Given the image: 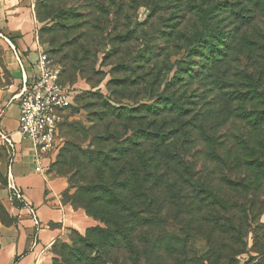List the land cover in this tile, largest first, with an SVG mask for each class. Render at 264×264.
Wrapping results in <instances>:
<instances>
[{
	"label": "trees",
	"instance_id": "16d2710c",
	"mask_svg": "<svg viewBox=\"0 0 264 264\" xmlns=\"http://www.w3.org/2000/svg\"><path fill=\"white\" fill-rule=\"evenodd\" d=\"M58 6L60 2L42 0L35 10L39 22H53L39 40L54 51L52 59L59 60L63 72L72 80L95 79V87L105 76L95 70L99 55L102 67L110 60L118 63L109 71L111 98L93 93L94 103L86 105L97 107L87 130L92 132L73 127L67 134L72 142L64 150L79 163L65 173L76 188L72 204L102 227L77 236L53 264L236 261L253 217L264 212V78L250 77L244 83L250 93L228 90L240 86V51L248 42L240 24L253 20L256 10L264 13V0L168 5L192 16L197 26L184 34L175 20L179 16L162 20L165 29L156 37L161 47L141 36L142 25L130 21L122 0H75L72 13L84 26L79 37L63 23ZM147 8V25L154 26L163 9L153 3ZM109 22L113 28L106 34L103 28ZM80 23L77 29L82 31ZM134 42L138 49L126 54ZM172 47L177 53L170 63ZM122 99L131 104H122ZM230 118L245 120L250 139L237 137V147L226 150L227 138L215 137L213 131ZM244 150L250 159L240 158ZM0 153L4 158L1 148ZM213 176L219 179L217 185ZM168 228L178 237L170 236ZM190 238L204 243V258L189 252Z\"/></svg>",
	"mask_w": 264,
	"mask_h": 264
},
{
	"label": "rangeland",
	"instance_id": "374dc122",
	"mask_svg": "<svg viewBox=\"0 0 264 264\" xmlns=\"http://www.w3.org/2000/svg\"><path fill=\"white\" fill-rule=\"evenodd\" d=\"M15 2H19L23 4L22 6L30 9V13L33 17V19L36 20V26L38 28V37H40L43 34V30L46 27H49L52 25L53 22L43 21L39 22L36 17V10L35 6L38 2L42 0H14ZM55 3L60 2V10H63L64 12V18L63 20L65 24H68L72 27V35H75V37H79L81 33L84 31V26H82L81 19L77 18L74 13H72L73 10L71 9L72 3H74L75 0H54ZM125 5V11L127 17L130 19V21L133 23L141 24L142 26V32L141 36L144 35L145 39H148L150 37L151 39V45H156L158 47H161V45H164L162 40L157 39L158 31L164 30L165 27L163 25L162 20L166 21L168 18L172 17L173 15L179 16L176 18V21H180V32L182 33H188L190 29L193 28V26L196 24V22L192 21L193 17L189 16L188 14L184 15L183 12H178L175 8H171L168 5H184L187 0H180V3L175 4L174 2L176 0H122ZM233 1V0H231ZM238 1L240 3V0H234ZM111 1L107 2L108 10L113 9V6L110 4ZM205 2V0H197V4ZM158 4L162 7V11L158 14L160 16L159 19L155 20L154 26L150 23L147 25V22H149V17H147L150 13V8H147L148 4ZM76 11V10H75ZM72 13V14H71ZM78 13V12H77ZM71 15V16H70ZM112 15V14H110ZM73 17V20L72 18ZM62 19V18H61ZM111 19V18H110ZM81 22V23H80ZM113 22V21H112ZM112 22H109L108 27L107 25L104 26V30H106V34L109 31H112L113 24ZM125 22V21H124ZM80 23V27L82 31L77 29V26ZM168 23V22H166ZM241 25V34L244 36L243 39L247 40L248 42L244 43L243 48H241L240 51V61L238 64V67L240 68V86L237 87L236 84L233 85V87L230 90L233 89H239L240 92H247L250 93L249 90H247L244 83L248 82V79L254 78L256 79L259 76V79L264 78V13L257 11L255 12V17H253V20L250 22L240 24ZM197 26V24H196ZM139 31V30H138ZM44 35V34H43ZM139 36V35H138ZM140 36V37H141ZM44 38V36L42 37ZM46 38V37H45ZM138 42H134L131 44L130 47L127 48L126 54L129 52H133L138 49ZM139 44V43H138ZM45 48L48 51V57L51 60V64L58 69L59 75L61 76V81L63 85H70L75 86L78 93L73 100V104L65 110L64 113L61 114V121L59 123L58 128V139H57V145L56 149L48 154V165H47V174L50 179L58 180L61 179L65 183V188L60 192L59 200L60 203L64 206L71 207L74 211H77L79 213H82L83 216H85L89 223L90 227L79 230L76 227L73 226H60L58 227V236L54 240V242H51L49 245L44 247L43 251L39 254V256L43 255V259L41 261V264H53V261H60L61 258L59 254L64 253V247L69 248L74 245L75 240H77V236H84L86 234V231L91 228L95 227H102V225L95 221L93 218L89 217L84 210L80 208H76L72 204V198L75 194L76 188L72 185V182L74 183V180L71 179L70 174H65L68 169H75L79 163L73 162L72 158L65 154V148L67 147V144L69 142H72V138L68 136V132L73 130V127L79 129L83 128L84 131L87 133H91L92 131H87L90 127H92L93 122L91 121L93 117L95 116L93 113L97 111V107L92 104L90 107L86 106L87 103H94L91 97V94L93 93H100L102 94L106 99L111 98L110 92L107 91V83L111 79L110 77V70L115 66L117 60H110L107 61L106 66H101V59L102 54L98 57V62L95 65V70H100L102 73L105 74L102 81L95 87H92V83H94L96 80L93 79L91 82L87 79H82L79 77H74V80H72L70 73L63 72V69L60 64H58V59H52L53 52L48 49V46L46 44H43ZM108 50V48H106ZM240 50V49H239ZM5 53V47L2 44L1 37H0V65L3 60V55ZM170 55L175 57H172L170 60L174 61V58H176L177 49L175 47H172L169 51ZM166 62V61H165ZM118 63V62H117ZM167 64V63H166ZM163 65V62H162ZM165 72V66H163V69ZM116 77L118 78H124L126 75L121 73H116ZM232 84H230L231 86ZM261 85V84H260ZM264 89V87H263ZM122 104H131V102L127 101L126 99H122ZM111 101V105H112ZM94 115V116H93ZM231 120L227 121L225 125L222 127H219L218 130L213 131L215 137L221 138L222 136L226 137V150L227 149H233V147L236 146V140L237 137L240 138V140H247L250 139L248 133L249 131L246 129L245 120L242 119L241 122L239 120H236L234 118H230ZM240 124V125H239ZM74 131V130H73ZM232 137H235V139H232ZM263 139V137H262ZM255 146L260 148L258 138L256 136ZM264 142V140H262ZM250 142V140H249ZM262 142V143H263ZM89 144V139L85 140L82 143V148L86 149ZM243 146H240V148ZM248 151H240V158H247L250 159L247 156ZM254 155H257V152L254 153ZM239 173V172H237ZM242 174V172H241ZM225 175L229 176L230 174ZM240 175L237 174L236 176L232 175L233 179H237V177ZM246 175V174H245ZM244 175V176H245ZM214 180L213 183L215 185L218 184V178L217 176H213ZM262 180V179H261ZM7 179H6V162L4 158L2 157L0 153V235L1 231L4 228H8L15 223L19 222L18 216L20 215H13V212L11 208L9 207L6 195H7ZM262 197L261 199H263ZM24 215H21L19 217H23ZM254 218V226L251 228L248 232L246 237L244 238V248L240 247V255L236 257V261L229 263V264H264V212H256V215ZM63 227V228H62ZM167 231L169 232L170 236H176L177 232L173 228H168ZM180 238V237H179ZM182 241V237L180 238ZM63 250V251H62ZM188 250L191 254L194 256L204 258V254L208 251V249L205 247L204 243L200 241V239H189L188 244ZM190 254V256H192ZM204 264H207V262H204Z\"/></svg>",
	"mask_w": 264,
	"mask_h": 264
},
{
	"label": "crops",
	"instance_id": "0c3cea01",
	"mask_svg": "<svg viewBox=\"0 0 264 264\" xmlns=\"http://www.w3.org/2000/svg\"><path fill=\"white\" fill-rule=\"evenodd\" d=\"M22 5L14 0H0V37L5 47L0 65L1 126L12 135L18 147L10 168V181L34 207L39 225L33 227L19 205L12 207L8 203L7 191L6 200L13 215L24 216H18L19 222L1 231L0 264H41L43 255L39 254L44 247L54 242L59 233L58 227L71 225L84 230L91 226L82 213L60 203L59 196L65 183L61 179L49 178L47 161L42 164V173L35 172L31 143L22 139L18 133L19 109L13 97L21 88L23 78L27 82L31 80L36 71L39 54H46L47 51L40 43L36 20L33 19L30 9ZM5 40L20 51L23 70H20ZM60 82L62 83L61 78Z\"/></svg>",
	"mask_w": 264,
	"mask_h": 264
},
{
	"label": "built area",
	"instance_id": "2783aa9c",
	"mask_svg": "<svg viewBox=\"0 0 264 264\" xmlns=\"http://www.w3.org/2000/svg\"><path fill=\"white\" fill-rule=\"evenodd\" d=\"M13 57L23 70L20 51L7 40ZM78 91L74 86L63 85L57 68L51 64L48 56L41 52L36 63V71L31 80L23 83L18 93L13 97L19 109L18 133L22 139L31 143L34 152L35 172L42 173L43 162H48V154L56 149L58 128L61 114L72 104ZM0 148L6 162V179L8 203L25 211L33 227H38L39 221L34 207L26 201L22 191L11 183L10 168L18 152L17 143L12 135L1 126L0 113Z\"/></svg>",
	"mask_w": 264,
	"mask_h": 264
}]
</instances>
